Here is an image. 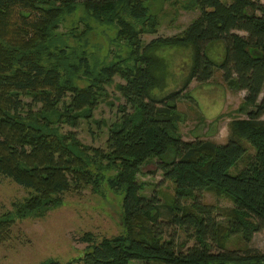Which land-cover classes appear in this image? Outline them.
Returning <instances> with one entry per match:
<instances>
[{
	"label": "trees",
	"instance_id": "obj_1",
	"mask_svg": "<svg viewBox=\"0 0 264 264\" xmlns=\"http://www.w3.org/2000/svg\"><path fill=\"white\" fill-rule=\"evenodd\" d=\"M185 8L199 14L180 34L144 44L141 36L159 27L146 0H0V176L27 191L0 213V243L16 221L58 208L63 194L104 186L121 196L122 232L97 241L85 233L80 257L40 264H264V252L225 247L226 237L247 243L264 231V0H192ZM78 11L85 29L58 32ZM88 20L111 29L123 55L93 59ZM213 44L222 46L219 53ZM177 47L190 48L191 62L181 88L165 94L161 53ZM217 69L228 89L244 92L238 111L245 118L230 122L224 144L184 141L177 100ZM115 77L122 81L114 84L120 116L106 128L103 148L84 146L64 128L92 122ZM151 163L173 185L167 203L145 196L137 183ZM205 191L232 207L216 213L198 201ZM164 213L194 240L191 247L163 239Z\"/></svg>",
	"mask_w": 264,
	"mask_h": 264
},
{
	"label": "rangeland",
	"instance_id": "obj_2",
	"mask_svg": "<svg viewBox=\"0 0 264 264\" xmlns=\"http://www.w3.org/2000/svg\"><path fill=\"white\" fill-rule=\"evenodd\" d=\"M190 1L192 0H146L148 8L157 16L159 27L154 35L141 36L142 42L146 44L156 38L180 34L199 14L197 9L185 8ZM82 16L81 11L72 14L59 26L58 32L62 33L71 27H74L75 33L85 29L82 22L78 21ZM87 24L91 31L86 35L85 41L93 59L106 63L116 53L123 55L124 46L111 43V29L100 27L90 20ZM238 34L245 35L242 32ZM72 44L74 45L71 39H68V45ZM221 47L220 44H213L211 49L214 53H219ZM190 52V48L182 47L162 50L161 58L167 61L168 67L165 94L181 88L191 62ZM221 54L215 58L220 59ZM114 84H122V81L115 77L113 85L106 87L107 97L93 112L92 122L80 123L76 129L64 128L74 132L82 145L100 149L104 147L106 128L118 119L120 113L117 109L123 105ZM243 95L244 92L227 88L218 69L205 83L192 81L177 100V110L183 117L178 125L182 139L188 142L208 140L216 144L226 143L230 122L245 118L238 111ZM153 165L147 164L140 169L136 177L137 183L142 186V194L154 195L160 198L161 203H167L173 195V185L163 181L160 172ZM242 166V163H238L230 173L238 172ZM26 196L27 191L10 179L0 176V213L9 211L11 203L21 201ZM120 197L117 198L104 186L98 192L82 188L76 193L63 194L62 204L58 208L47 212L43 217H29L13 224L9 237L0 243V264H40L47 259L66 263L80 257L86 246L79 240L83 234L89 233L97 241L122 232L119 223ZM198 201L212 206L216 213L219 209L232 207L228 198L218 197L211 191L203 192ZM192 202L191 199L183 200L181 204L190 205ZM164 215L160 225L164 233L163 239L173 238L177 245L191 247L194 240ZM217 218L219 223L224 222L222 217ZM225 247L229 250H244L249 247L264 252V231L252 235L247 243L242 241L240 235L226 237Z\"/></svg>",
	"mask_w": 264,
	"mask_h": 264
}]
</instances>
